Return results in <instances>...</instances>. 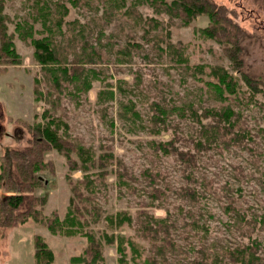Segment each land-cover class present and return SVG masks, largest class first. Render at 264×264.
I'll return each instance as SVG.
<instances>
[{
  "label": "rangeland",
  "instance_id": "374dc122",
  "mask_svg": "<svg viewBox=\"0 0 264 264\" xmlns=\"http://www.w3.org/2000/svg\"><path fill=\"white\" fill-rule=\"evenodd\" d=\"M74 1L0 0V24L13 44L12 55L19 61L18 65H11V57H0V124L3 132L11 135L3 134L0 138V156L8 150L27 147L32 140L29 127L43 124V116L47 113L59 117L67 125L64 134L73 143L91 148L96 156L108 150L115 157L114 165L108 166L111 175L102 183L96 181L93 186L94 204L101 214V223L88 229L93 233L106 230L103 219L108 214L127 211L135 216L138 210L146 208L162 217L164 212L154 209V204L161 202L171 209L182 206L180 217L179 212H175L179 220L175 236L181 245L175 259L178 264H192L199 256L196 250L202 244L208 247L215 244L219 248L220 245L247 242L239 231L225 227L231 218L225 206L233 203L247 218L256 219L260 229L254 236L264 242V99L260 95L252 96L242 84V94L234 106L237 126L245 129V147L213 149L198 156L193 186L202 193V198L193 210L199 227L196 231L182 228L186 208L175 194L179 187L187 184V169L173 155L164 156L155 148L159 142L174 140L176 148L193 150L198 125L177 111L164 122L154 123L151 102H158L168 110L192 106L198 112L213 104L207 91L175 63L180 54L188 58L190 65L220 66L231 71L221 47L195 32L208 25L207 17L198 16L189 26L182 27L178 21L170 22L165 15H156L150 6L140 4L133 9L134 15H141L140 25L133 16L130 17L131 13L114 16L108 23L104 8L97 0H90L88 4H74ZM212 1L236 13L240 25L251 34L247 64L251 66V73L264 75V0ZM124 2L126 7H131V0ZM58 4L69 9L63 24L64 36H55L60 57L66 54L68 62L72 60L74 44L72 42L70 47L69 38L80 29L88 41L87 54L91 55L93 50L100 54L99 57L92 56L96 63L85 65V69L96 73V76L89 74L92 87L87 94L69 86L55 87L33 57L31 38H41L42 17L48 10L54 11ZM150 18H155V26L153 22L147 23ZM17 26L22 28L18 31ZM28 26H33V30L26 35ZM168 43L179 49L173 52L167 48ZM79 45H75V52H79ZM36 89L45 100L35 99ZM100 90H112L115 99L97 103ZM129 101L135 103L140 115L134 122L119 115L121 106ZM44 158L53 164V168L40 174L47 180L48 192L42 214L51 216L55 212L62 219L71 196L67 178L81 180L83 173H70L64 158L54 151ZM116 171L125 173L128 186H120ZM93 172L96 170L91 169L89 174ZM206 184H212L211 189L206 190ZM149 185L161 190L159 199L153 201L149 196L153 193ZM43 193L44 190L36 191L39 196ZM36 232L44 237L53 252L52 264H72L70 259L81 255L87 244L79 236H54L45 228L27 223L11 229L0 239V264H35L33 234ZM121 234L132 237L136 233L128 226ZM182 236H188V240H183ZM145 246L149 253V247ZM103 256L104 264H118L116 245L105 246ZM135 263L139 264L140 259L134 261L128 254L127 264Z\"/></svg>",
  "mask_w": 264,
  "mask_h": 264
},
{
  "label": "trees",
  "instance_id": "16d2710c",
  "mask_svg": "<svg viewBox=\"0 0 264 264\" xmlns=\"http://www.w3.org/2000/svg\"><path fill=\"white\" fill-rule=\"evenodd\" d=\"M90 0H75L74 4ZM104 8V18L108 23L115 16H133L136 24L140 25L141 15H134L136 5L146 4L153 9L156 15H165L170 22L178 21L182 27H187L198 16H205L208 25L196 29L199 36L209 39L219 45L223 55L229 61L231 71L220 67H207L205 65H190L188 58L180 54L175 63L185 73L205 89L212 99L213 104L198 112L192 106L188 108L173 107L171 110L158 102H151V109L154 111L152 122H164L174 111L177 114L192 118L197 123V138L193 144V150H180L175 147L174 140L159 142L156 149L164 156L173 155L178 163L187 169L185 176L187 184L181 186L175 192L176 199L182 201L185 207L184 219L181 221L184 230H197L193 210L202 198V193L193 186L195 169L199 154L210 150H229L246 145L245 129L237 126V113L234 106L242 94L243 86L252 96L260 95L264 99V75L251 73L250 65L247 64L248 45L251 44V34L238 22V16L225 6L217 5L212 0H131V7H126L124 0H97ZM57 6L54 11L48 10L42 17V36L32 39L34 48V60L41 65L42 70L49 75L52 84L58 88L72 87L81 94H87L91 89L92 80L89 79L93 70L85 69V65L96 63L92 56L99 57L98 52L87 54L88 44L82 29L76 35L69 38L70 47L73 42V57L68 62V55L60 57L55 36H64L63 24L68 15V7ZM46 8V5L44 6ZM125 8V10H124ZM50 13V14H49ZM52 14V15H51ZM50 16V18L46 17ZM155 18L148 19L147 23L157 22ZM34 22H36L34 20ZM2 28V29H1ZM21 26H17L19 31ZM0 24V57L5 55L11 57L10 64L18 65V59L12 42ZM33 26H28L26 35L30 34ZM79 52H75V45ZM134 44V43H133ZM167 48L179 49L177 46L168 43ZM123 54H128L123 52ZM9 55V56H8ZM12 55V56H10ZM235 74L238 75L236 77ZM243 84V86H242ZM37 101L45 100L39 90H34ZM49 97V92H46ZM115 99L112 90H100L97 92L96 101L102 103L105 100L111 102ZM104 100V101H103ZM122 118L129 121L140 119L135 103L129 101L121 106ZM44 123L29 127L32 140L24 149H12L0 156V229H13L27 223H32L45 228L54 236H79L87 242L83 252L79 256L72 257V264H104L103 248L116 245L119 255L118 264H127V256L140 259L139 264H178L175 259L177 251H181V245L177 242L179 220L175 216L176 210L180 214L182 206L171 209L163 203L151 204L154 209L164 212V216L158 217L154 212H148L146 208L138 210L135 216L127 211H119L108 214L104 217L106 230L93 233L88 230L92 225L101 223L100 208L94 204V183L103 180L111 175L108 171L109 165H114L115 157L106 150L96 156L91 148L73 143L67 138L65 129L67 125L59 118L44 114ZM113 125V124H112ZM111 125V126H112ZM264 131H262L263 133ZM264 135V133H263ZM54 151L64 158L70 173L82 172L81 180L72 181L70 178L71 196L66 212L62 219L57 213L51 216L42 214L43 207L47 202L48 192L46 191L47 180L40 174L47 169H52L53 164L46 161L44 156ZM119 168V167H118ZM91 169L96 172H91ZM195 173V174H194ZM116 177L120 186H128L125 173L116 171ZM152 176V175H151ZM93 178V179H92ZM189 182V183H188ZM191 182V183H190ZM209 183V182H208ZM153 193L149 194L152 200L159 199L161 190L149 185ZM212 184H206V190L211 189ZM44 190L40 196L36 191ZM162 201V200H161ZM152 203V202H151ZM147 206V205H146ZM226 213L230 215V221L225 223L228 230L235 229L241 233L247 242L240 241L238 244L216 247L202 244L196 252L199 256L192 264H264V242L254 236L260 228L256 219H249L236 204L229 203L225 206ZM133 227L136 234L129 237L121 234L125 227ZM195 237V236H194ZM193 237V238H194ZM188 240V236H182ZM35 240V264H52L53 252L48 248L43 238L36 235ZM145 244L149 247V253L145 251ZM190 258V257H189ZM195 258V257H194ZM136 264V263H135Z\"/></svg>",
  "mask_w": 264,
  "mask_h": 264
},
{
  "label": "crops",
  "instance_id": "0c3cea01",
  "mask_svg": "<svg viewBox=\"0 0 264 264\" xmlns=\"http://www.w3.org/2000/svg\"><path fill=\"white\" fill-rule=\"evenodd\" d=\"M11 229H0V239L5 236V234H8ZM41 231H45L44 229H41ZM39 234V233H38ZM37 232L33 234V236H36ZM42 236V235H41ZM44 238V237H43ZM35 252V251H34Z\"/></svg>",
  "mask_w": 264,
  "mask_h": 264
},
{
  "label": "flooded vegetation",
  "instance_id": "af4514ba",
  "mask_svg": "<svg viewBox=\"0 0 264 264\" xmlns=\"http://www.w3.org/2000/svg\"><path fill=\"white\" fill-rule=\"evenodd\" d=\"M3 134H5L6 137L11 136V135H6V132L5 133L3 132V129H2L1 124H0V138L2 137Z\"/></svg>",
  "mask_w": 264,
  "mask_h": 264
}]
</instances>
